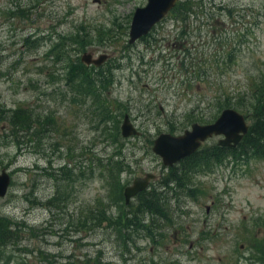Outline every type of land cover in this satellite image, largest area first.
<instances>
[{
  "label": "rangeland",
  "instance_id": "obj_1",
  "mask_svg": "<svg viewBox=\"0 0 264 264\" xmlns=\"http://www.w3.org/2000/svg\"><path fill=\"white\" fill-rule=\"evenodd\" d=\"M190 2L130 43L148 0H0V107L51 117L23 138L0 121V172L12 176L0 218L22 229L0 264H264V156L181 162V183L168 185L173 167L153 151L159 134L212 123L225 108L251 126L264 100V0ZM90 51L110 58L87 64ZM78 65L105 89L93 92ZM126 114L140 135H122ZM149 172L146 192L164 197L166 214L143 204L140 226L124 232L141 201L126 203L125 188Z\"/></svg>",
  "mask_w": 264,
  "mask_h": 264
},
{
  "label": "water",
  "instance_id": "obj_2",
  "mask_svg": "<svg viewBox=\"0 0 264 264\" xmlns=\"http://www.w3.org/2000/svg\"><path fill=\"white\" fill-rule=\"evenodd\" d=\"M178 1L148 0L147 5L138 7L131 23L130 43H134L141 36L148 34L176 6ZM93 54L91 51L85 52L82 60L87 64L101 65L109 57L106 53L100 54L98 57H93ZM249 128L250 125L241 112L234 108H225L212 123H193L190 129L178 135L167 132L159 134L154 140L153 151L161 156L164 164L169 167L195 153L203 142L214 135L223 136L219 140L220 145L235 148L243 140ZM121 130L124 137L141 134L129 114L125 115ZM155 178L156 174L150 172L145 176L135 178L133 183L125 188L126 203L129 204L134 196L145 191ZM11 182V174L7 169H3L0 172V198L7 195ZM32 264L36 263L32 262Z\"/></svg>",
  "mask_w": 264,
  "mask_h": 264
},
{
  "label": "trees",
  "instance_id": "obj_3",
  "mask_svg": "<svg viewBox=\"0 0 264 264\" xmlns=\"http://www.w3.org/2000/svg\"><path fill=\"white\" fill-rule=\"evenodd\" d=\"M176 7L179 9H182V10H184L185 8H188V10H191L193 7V3L190 2V0H189L185 4V2L181 3V0H180V1H178V3L176 4V6L173 9H175ZM60 46H61V44L57 43L54 48L57 49ZM64 47H66V46H64ZM68 53H69V50L65 49L64 54H66L67 57H64V54H63V56L61 58L62 61L66 60V59L69 62L73 61L72 56L68 55ZM77 60L80 62V60L78 58H77ZM77 64H78V62L77 63L73 62V65H77ZM82 68L83 67H80L78 65V70L81 71L80 74L82 76H84L86 78V80H89L90 85L93 86L92 87L93 92H95V93L99 92L100 89L97 88V86L99 84H102L103 85L102 88L105 89V86H104L105 83L104 82H99V84L97 85L96 81L92 80V79H95L93 77V74H91L90 72H88ZM99 95H100V93H99ZM260 100H259L260 103L257 107L258 113L253 117L254 121L251 124L248 133L244 136L243 140L240 142L238 147L235 148V151L240 150V152L243 153V152H247V150H253L256 155L264 156V100H262V99H260ZM111 106H113V105L111 104ZM109 109L111 110V108H109ZM112 112L113 111L111 110V113ZM1 120L6 121V125H5V126H7L6 129H11V132H10V134H8V136H16V138H18V137L23 138L24 133H30V131H33L34 129H35L34 132H37V129H39L41 126H44L46 123L51 121V117H46L43 119L40 116L35 115L32 111L26 110L22 107L13 108V109H9V110H5L4 108L0 107V121ZM29 140L30 139H27V141H29ZM215 148H216L215 151H216L217 156H222L225 152H227V151L223 152L221 147L217 146ZM211 158H212L211 155L205 156V155H202L200 153H196V154L182 160L181 162H185V161L192 160V159L209 162L211 160ZM64 172L65 171H63L61 173H64ZM176 173H177V171H175V166H174L173 172H172L173 176L170 179H168L169 181L167 180L168 185L170 183V180H174L177 183H181V177H177ZM54 175L56 176L57 174H54ZM138 195L141 198L139 207H137L136 210H133L130 208L131 212L134 213V217L132 218L131 222L124 225L125 226L124 232H128V230H131L129 228L134 227V225L140 226V224H137L136 222L141 223V220L139 219L138 215H140L141 208H142L143 204H144V207H147L149 209H155V211L161 212V214H163V215L166 214V211L164 209L166 202H165V200L162 199L164 197L160 196L161 194H158L155 191L152 193H149V192H146V190H145V191L139 193ZM51 202H52V200H49L48 203H51ZM145 210H146V208L142 209L143 212ZM19 227H20L19 223H14L13 221H11L10 219H8L6 217L0 218V248L2 246L8 245L9 243H19L21 236H19L18 234L22 230ZM126 235H128V237L130 236L129 239H132V237L129 233H126ZM100 260H101L100 258H96L93 261L95 264H103ZM94 263H90V258L89 259L87 258V261L84 260L83 263H79V264H94Z\"/></svg>",
  "mask_w": 264,
  "mask_h": 264
},
{
  "label": "flooded vegetation",
  "instance_id": "obj_4",
  "mask_svg": "<svg viewBox=\"0 0 264 264\" xmlns=\"http://www.w3.org/2000/svg\"><path fill=\"white\" fill-rule=\"evenodd\" d=\"M179 1H180V0H179ZM188 1H189V0H185V4H186ZM216 4H217V3H216ZM217 5H218V4H217ZM187 9H188V8H185L184 11L186 12ZM171 11H172V10H171ZM189 11H190V10H189ZM189 11H188V12H189ZM168 14H169V13H168ZM168 14H167L166 16H168ZM189 14H191V13L186 14L187 17H188ZM166 16H165V17H166ZM198 16H199V15H198ZM165 17H164V18H165ZM187 17H186V19H185V16H184V19H183V21H184V25H183V27H190V26H191V23H190V22L188 23V21H187ZM164 18H163V19H164ZM219 18H220V17H219L218 15H216V16L214 17V21H213V25H214V26H216V24H217ZM163 19H162V20H163ZM198 19H199V18H198ZM162 20H161V21H162ZM199 26H200V25L197 24V29L199 28ZM186 43H187V41L184 40V44H186ZM91 52L94 53V51H91ZM93 57H95V53L93 54ZM109 58H110V56L108 57V59H109ZM92 64H94V63H92ZM214 136H216V135H214ZM214 136H212V137H214ZM210 138H211V137H210ZM219 140H220V139H219ZM219 140H218V145L216 144V147H217V146H218V147H221L223 152H224V151H227V152H233V151H235V148L228 147V146H224V145H220V144H219ZM203 144H204V142H203ZM203 144L201 145V147L203 146ZM201 147H200L195 153H193L192 155H194V154H196V153H201V152H200ZM215 149H216V148L214 147V151H211V152L209 151V152H207V153L204 152V153H202V155H205V156H209V155H211L212 158H213V157L216 155V151H215ZM192 155H190V156H192ZM190 156H188V157H190ZM188 157H186V158H188ZM186 158H184V159H186ZM212 158H211V160H212ZM184 159H182V160H184ZM182 160H181V161H182ZM211 160H210V161H211ZM181 161L178 162V163H176V164H174V165L171 166V167H174V166L176 167V165L179 164V163H181ZM210 161H209V162H210ZM151 182H152V181H151ZM140 193H141V192H140ZM137 195H138V194H137ZM135 197H136V196H135Z\"/></svg>",
  "mask_w": 264,
  "mask_h": 264
}]
</instances>
